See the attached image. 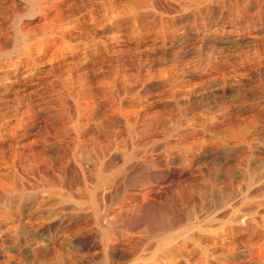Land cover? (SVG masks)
Segmentation results:
<instances>
[{
  "label": "rangeland",
  "instance_id": "rangeland-1",
  "mask_svg": "<svg viewBox=\"0 0 264 264\" xmlns=\"http://www.w3.org/2000/svg\"><path fill=\"white\" fill-rule=\"evenodd\" d=\"M33 4L0 62V264H264V0ZM24 11L0 0V51Z\"/></svg>",
  "mask_w": 264,
  "mask_h": 264
},
{
  "label": "clouds",
  "instance_id": "clouds-1",
  "mask_svg": "<svg viewBox=\"0 0 264 264\" xmlns=\"http://www.w3.org/2000/svg\"><path fill=\"white\" fill-rule=\"evenodd\" d=\"M23 4L25 5V11L22 13H18L13 16L11 21V28L14 32L17 33V39L13 41L12 47L0 51V62L11 61L15 56L21 55L24 51L23 48L19 47V27L25 20H30L35 18V7L33 4V0H23Z\"/></svg>",
  "mask_w": 264,
  "mask_h": 264
},
{
  "label": "bare ground",
  "instance_id": "bare-ground-1",
  "mask_svg": "<svg viewBox=\"0 0 264 264\" xmlns=\"http://www.w3.org/2000/svg\"><path fill=\"white\" fill-rule=\"evenodd\" d=\"M239 193H240V192H239ZM238 197H239V196H238ZM244 198H245V195H244V194H241V196L239 197L240 200H243ZM103 199H104V198H103ZM239 199H238V200H239ZM98 200H99V199H98ZM235 200H237V198H235ZM104 201H105V200H104ZM144 201H145V200H144ZM144 201H143V202H144ZM101 203H102V202H101ZM104 203H105V202H104ZM129 204H130V203H129ZM233 204H235V203H233ZM233 204H232V203H229V205H227V208H229V210H230V207H231ZM221 205H222V204H221ZM221 205H220V207H221ZM105 207H106V206H105ZM107 207H108V206H107ZM220 207H219V208H220ZM224 207H225V206H224ZM101 209H102V208H101ZM225 209H226V208H225ZM229 210H226V211H229ZM231 210H232V208H231ZM101 211H102V210H101ZM105 216H106V215H105ZM206 217H207V216H206ZM213 218H214V217H213ZM107 219H108V218H107ZM109 220H110V219H109ZM96 222H97V221H96ZM98 222H99V220H98ZM106 222H107V221H105V225L109 223V222H107V223H106ZM199 222H200V221H199ZM102 223H103V222H102ZM103 224H104V223H103ZM97 225H98V224H97ZM99 225H100V224H99ZM108 226H110V225H107V227H108ZM173 226H174V223H173V224H170L168 228H172ZM116 228H117V227H116ZM108 229H109V228H108ZM114 230H115V229H114ZM114 230H113V231H114ZM119 230H120V229H119ZM161 230H163V229L161 228ZM165 230H166V228H165ZM165 230H164L163 232H165ZM168 230H169V229H168ZM168 230H167V231H168ZM171 230H172V229H171ZM192 230H193V229H192ZM108 231H110V229H109ZM115 231H117V230H115ZM115 231H114V232H115ZM123 231H124V230H123ZM156 231H157V230H156ZM156 231H155V232H156ZM103 232H104V231H103ZM155 232H154V233H155ZM127 233H128V232H127ZM156 233H157V232H156ZM160 233H161V232H160ZM165 233H166V232H165ZM165 233H164V234H165ZM128 234H129V233H128ZM202 234H203V233H202ZM132 235H133V234H132ZM157 235H159V233H158ZM191 235H192V234H191ZM191 235H190V236H191ZM125 236H126V235H125ZM160 236H162V235L160 234ZM200 236H201V233H200ZM200 236H199V237H200ZM187 237H188V236H187ZM191 237H192V236H191ZM193 237H194V236H193ZM195 237L199 238L198 235H196ZM101 238H102V237H101ZM162 238H163V237H162ZM178 238H180V237H178ZM200 238H201V237H200ZM109 239H110V238H109ZM114 239H115V238H114ZM114 239H113V240H114ZM118 239H119V238H118ZM124 239H125V238H124ZM187 239H188V238H187ZM193 239H194V238H193ZM121 240H122V239H121ZM125 240H126V239H125ZM125 240H124V241H125ZM133 240H134V239H133ZM141 240L143 241V239H141ZM141 240H140V241H141ZM156 240H157V239H156ZM164 240H165V239H164ZM124 241H123V242H124ZM129 241H130V240H129ZM138 241H139V239H138ZM140 241H139V242H140ZM101 242H102V241H101ZM127 242H128V241H127ZM131 242H132V241H131ZM134 242H135V240L133 241V243H134ZM125 243H126V242H125ZM161 243H162V242H161ZM107 244H108V242H107ZM107 244H106V246H108ZM114 244H115V243H114ZM155 244H156V243H155ZM123 245L126 246V244H123ZM164 245H165V244H164ZM167 245H168V244H167ZM167 245H166V246H167ZM181 245H183V243H181V241H179L178 239L175 240V243H174V244H172V243L170 244V243H169V250H170V253L174 252V250L181 249ZM156 246H157V245H156ZM160 247H161V246H160ZM160 247L157 246V247L153 248L152 251H151V257H150L149 259H153V260H154V261H153V264H160V262H162L161 258H162L164 255H166V254H165L166 251H165V252L163 251V250H165V249H161ZM167 248H168V247H166V249H167ZM103 249H104V248H103ZM114 250L116 251V249H114ZM149 250H150V249H149ZM107 251H108V250H107ZM143 251H146V248H145V250H143ZM105 252H106V251H105ZM143 253H144V252H143ZM146 255H147V254H146ZM141 256H142V258H146V257L143 256V255H141ZM152 256H153V258H152ZM115 258H116V257H115ZM140 258H141V257H140ZM140 258H138V259H140ZM126 259H127V258H126ZM130 259H131V258H130ZM135 259H136V258H135ZM147 259H148V258H147ZM109 260H110V259H109ZM112 261H114V260H112ZM147 261H148V260H147ZM163 261H164V260H163ZM108 262H109V261H108ZM116 262H117V261H116ZM135 262H136V261H135ZM113 263H114V262H113ZM117 263H118V262H117ZM109 264H110V263H109ZM111 264H112V263H111ZM114 264H115V263H114ZM138 264H140V263H138ZM142 264H143V263H142ZM144 264H145V263H144Z\"/></svg>",
  "mask_w": 264,
  "mask_h": 264
}]
</instances>
